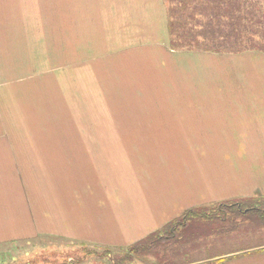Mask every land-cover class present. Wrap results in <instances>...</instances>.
I'll return each instance as SVG.
<instances>
[{
  "label": "crops",
  "instance_id": "1",
  "mask_svg": "<svg viewBox=\"0 0 264 264\" xmlns=\"http://www.w3.org/2000/svg\"><path fill=\"white\" fill-rule=\"evenodd\" d=\"M201 1L218 2L221 24L229 15L250 17L252 5L264 4ZM226 1L234 2L231 13L224 12ZM210 5L204 6L207 15ZM243 23L252 30L250 22ZM169 25L166 0H0V65L9 63L10 50L26 47L21 43L40 40L38 34L57 33L59 42L72 40L75 50L106 49L119 56L131 50L132 64L144 74L138 80L145 90L147 82L153 84L154 97L168 89L172 96L179 80L191 83L175 94L188 103L138 107L152 120L137 121L136 127L182 130L181 138L192 146L186 154L175 150L174 159H164L158 147L131 159L103 145L183 141L0 136V245L24 242L33 254L35 241L50 239L114 250L143 244L137 253L146 259L139 264H264L263 212L246 209L229 221L219 214L182 218L191 209L212 214L231 201L264 209V51L174 50ZM53 176L58 183L51 185ZM234 219L251 228L248 236L257 243L224 248L239 235Z\"/></svg>",
  "mask_w": 264,
  "mask_h": 264
},
{
  "label": "rangeland",
  "instance_id": "2",
  "mask_svg": "<svg viewBox=\"0 0 264 264\" xmlns=\"http://www.w3.org/2000/svg\"><path fill=\"white\" fill-rule=\"evenodd\" d=\"M38 35L40 40L21 43L26 47L10 50L9 63L0 65L1 137H93L97 142H105L101 138L114 137L115 142H121L122 137L157 136L168 141L182 139L183 143L162 146L105 144L103 147L105 150L114 148L119 154L128 153L131 159L138 154H153V147L160 148L164 159L168 156L174 159L175 150L178 154L189 153L185 149L192 146L181 138L182 130L137 128L136 122L145 124L152 120L147 113L137 112L138 107L188 103L189 98L175 94L191 87L190 82L179 80L178 91H172V96L168 95V89L164 97H154L153 90H149L153 84L147 82L145 90L141 79L138 80L144 74L137 64H132L136 56L128 54L131 50L124 56L108 55L106 49L75 50L72 40L59 42L57 33ZM195 86L201 87V83L195 82ZM169 131H176V134L170 135ZM132 147L137 148V152L133 153ZM114 158L121 159L120 155ZM57 183L58 177L53 176L50 184ZM219 211L210 213L222 216L224 212ZM236 219L233 224L239 227V235L226 241V250L257 243L255 238L248 236L251 228ZM246 227L250 229L247 234L244 233ZM246 235L248 239L243 238ZM250 236H254L253 233ZM45 241H35L33 254H28L24 242H17L16 247L0 245V264H139V260L146 259L140 258V253L135 251L59 239Z\"/></svg>",
  "mask_w": 264,
  "mask_h": 264
},
{
  "label": "trees",
  "instance_id": "3",
  "mask_svg": "<svg viewBox=\"0 0 264 264\" xmlns=\"http://www.w3.org/2000/svg\"><path fill=\"white\" fill-rule=\"evenodd\" d=\"M166 2L169 5V42L172 49L215 52H238L246 49L264 51V4H258L261 2H256V6L252 5V8L256 7L255 12L251 14L252 16L239 18L229 15L226 16L223 24L219 23L218 14L220 11L216 10L218 2L211 5L210 2H207L203 6L201 0H166ZM235 2L240 6L239 2ZM242 3L246 5V1ZM226 4L227 7L224 12L231 13L234 2L226 1ZM205 5H214L215 9H210L211 13L207 15V9L206 7L204 8ZM204 13L206 23L201 25L203 23L201 15H204ZM243 19L250 22L251 31L247 30L249 28L248 23H243ZM246 209L248 211L263 212L261 214L263 217L259 221L264 222V209L249 208L242 205L240 201H231L215 207V210L224 212L220 217L227 219V221L231 220L234 214L247 213ZM217 216L219 215L214 216L191 209L185 212L182 218L186 220L191 217H209L208 219H213ZM151 239L148 241H152ZM140 246H143V244L134 246L129 251L137 253Z\"/></svg>",
  "mask_w": 264,
  "mask_h": 264
}]
</instances>
